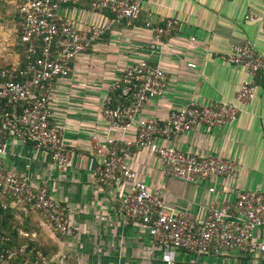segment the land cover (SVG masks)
<instances>
[{"label":"crops","instance_id":"1","mask_svg":"<svg viewBox=\"0 0 264 264\" xmlns=\"http://www.w3.org/2000/svg\"><path fill=\"white\" fill-rule=\"evenodd\" d=\"M10 8L16 13V0H0V16ZM60 14L80 31L106 30L88 52L74 61L71 75L56 83L52 120L64 130L71 153L69 164L60 169L49 152L39 151L33 144H19L11 137L4 166L8 171L29 176L36 189L49 188L67 209L71 234L50 230L46 217L38 212L20 216L16 212L19 225L15 229L20 235L16 242L24 246L22 240L28 238L27 244L43 251L51 260L65 254L72 264H166L148 228L140 222L125 225L120 216L119 207L128 193V184H97L96 168L103 158L93 151V137L99 136L107 151L106 138L120 136L110 131L104 118V100L128 68L149 61L165 70L168 88L163 97L146 103L142 118L166 122L172 112L192 103L202 107L235 103L242 84L252 79L245 68L223 58L244 44L254 45L264 56V2L147 0L133 25L113 24L110 29L107 28L112 16L94 12L88 3L65 7ZM250 15L256 20H249ZM168 20H178L180 29L158 47L154 30ZM2 56L0 66L19 67L17 54ZM189 64L197 68L192 69ZM240 108L239 118L229 126L200 125L159 141L200 159L222 157L234 162L235 176L190 184L172 178L162 160L147 150L136 151L130 158L129 166L138 179L162 195L170 213H189L201 220L206 218L210 206L233 204L239 193L259 192L264 196L262 76L257 80L255 98ZM138 123L136 120L128 139L135 138ZM21 232L29 236L24 237ZM263 238V229L259 228L256 242L261 243ZM175 264L264 262L260 253L232 251L216 256L178 251Z\"/></svg>","mask_w":264,"mask_h":264},{"label":"built area","instance_id":"2","mask_svg":"<svg viewBox=\"0 0 264 264\" xmlns=\"http://www.w3.org/2000/svg\"><path fill=\"white\" fill-rule=\"evenodd\" d=\"M147 0H16L21 19V41L28 46L25 68L0 69V207L10 206L18 216L38 212L46 217L50 230L62 235L71 234L67 209L51 194L47 186L36 189L29 176L6 170L4 157L9 139L19 144H33L39 151L51 154L54 165L68 166L71 153L67 149L64 130L52 120L51 105L56 83L68 78L74 61L89 51L106 30L93 28L80 31L64 20L60 11L68 6L88 3L94 12H107L113 24L133 25L139 20ZM264 2V0H259ZM249 20L255 21L254 15ZM178 20H168L154 30L155 43L165 42L179 31ZM242 66L251 77L242 84L235 103H217L202 107L192 103L174 111L166 122L142 118L141 113L151 99L161 98L168 88V76L161 65L149 61L136 64L114 84L103 103L104 118L112 133L120 136L106 138L107 151L99 136L93 137V151L103 158L96 168L100 186L127 183L129 190L119 207L125 225L140 222L145 225L153 242L162 252V261L175 264L178 251L195 255H222L238 251L246 255L260 253L264 262V238L256 242V231L264 233V196L259 192H242L233 204L209 207L205 219L189 213H170L160 193L152 191L138 179L129 166L136 151L147 150L166 166L167 173L181 182L197 184L211 178L231 177L237 174L234 162L222 157L200 159L183 151L159 143L197 126L224 127L235 122L243 104L255 98V87L260 76L264 78V56L252 44L237 46L224 58ZM192 69L195 64H189ZM122 91L131 99L129 105H116L112 93ZM139 120L135 138L128 139L135 121ZM213 192V190H212ZM10 201V206L8 204ZM16 226L14 227V229ZM21 235L28 237L26 232ZM12 237L0 233V264H72L62 254L51 260L42 251L29 244L19 249L11 247Z\"/></svg>","mask_w":264,"mask_h":264},{"label":"trees","instance_id":"3","mask_svg":"<svg viewBox=\"0 0 264 264\" xmlns=\"http://www.w3.org/2000/svg\"><path fill=\"white\" fill-rule=\"evenodd\" d=\"M14 19L16 20L17 24L20 25V31H21L22 25H23V20L21 19L18 8H17L16 13L14 14ZM20 35H21V33H20ZM17 45L19 47V54L21 56L19 68L20 69L25 68L27 66V63H28V61H27L28 46H26L22 43L21 38H20L19 43ZM2 67L3 66H0V69ZM112 96L115 100L116 105H129L132 102L131 99H127V98L122 96L121 90L112 93ZM7 202L10 206V201L7 200ZM16 212H18V211L14 207H11V206L7 210H4V209H2V207H0V233L10 235V237H12V246L11 247L19 249L21 245H19L16 241L19 240L18 238L20 235H19V232L16 229H14V227L16 225L17 226L19 225L17 220H16ZM22 215H26V214H22ZM25 239L26 240H22V244L24 242H25V244H27V242L29 241L28 238H25ZM31 247H33V246H31ZM45 255L48 257L47 254H45ZM48 258H50V257H48Z\"/></svg>","mask_w":264,"mask_h":264},{"label":"rangeland","instance_id":"4","mask_svg":"<svg viewBox=\"0 0 264 264\" xmlns=\"http://www.w3.org/2000/svg\"><path fill=\"white\" fill-rule=\"evenodd\" d=\"M1 10H3L1 8ZM13 8H10L5 13L0 16V59H3L2 54L7 56V54H11L15 56L17 54L18 57H21L19 54L18 43L20 40V25L17 24L14 19ZM6 14V16H3ZM2 17V18H1ZM3 33L5 35H3ZM6 36V37H5ZM1 65V64H0Z\"/></svg>","mask_w":264,"mask_h":264}]
</instances>
